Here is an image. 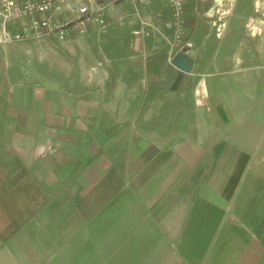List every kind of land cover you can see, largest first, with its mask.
<instances>
[{"label": "rangeland", "instance_id": "rangeland-1", "mask_svg": "<svg viewBox=\"0 0 264 264\" xmlns=\"http://www.w3.org/2000/svg\"><path fill=\"white\" fill-rule=\"evenodd\" d=\"M58 1L65 8L87 5L85 1L75 4L74 0ZM103 2L112 11L125 4L124 0ZM184 2L183 31L175 24L173 10L165 0L127 3L125 18L134 20L132 29L119 30L121 41L128 42L131 37L134 52L152 57L149 61L154 59L160 69L159 78H154L160 85L156 86L155 80L149 77L145 88L136 96L139 100L144 96V106L150 103L152 108L159 107L158 122L150 119L143 124L138 121L113 124L98 123L97 118L86 121V87H91L95 97L101 99L105 95L101 88L105 77L80 76L76 64L81 55H16L18 45L6 46L7 52L14 54L6 55L1 50L5 44L0 45V254L22 259V263L26 259L22 250L24 241L31 237L30 233L59 223L61 214L54 216V210L63 212L60 223L67 227L69 214L76 211L80 198L94 190V187L80 188L85 185L86 177H89L86 186L92 180L97 184L95 191L117 192L105 212L87 226L92 231L88 236L85 233L80 236L78 244H95L97 251V247L104 250L108 242L110 249L114 248L132 226L129 220H123L130 203L138 196L135 181L150 178L152 174L135 173L138 161L145 157L151 160L149 148L145 144L141 148L142 141L136 136L141 133L150 136L154 132L171 138L186 132L213 131L221 126L225 129L224 121L216 124L221 118L216 100L223 102V106L237 102L241 112V99L248 97L250 101L251 95H254L256 110H261L254 122L264 121V0ZM132 4L137 7L135 11ZM2 19L0 32L6 24L21 25V22L6 23ZM113 19L108 16L109 23ZM185 47L194 51L196 68L194 75L181 79L172 66V59ZM179 81L178 87L173 86ZM151 84L162 91L170 90L148 93ZM183 84L194 90L191 89L194 93L191 116H199L198 108L193 105L199 103L197 96L201 92L198 93L197 87L202 86V101L207 105L202 107V116L207 110L210 115L207 123L193 122L198 118L182 122L181 107L175 108L178 117L171 123L167 121V102L176 105L182 99ZM176 88L172 99L170 92ZM56 96L60 97L61 107L55 106ZM161 141L164 146L169 142L166 138ZM124 180L125 187H115ZM72 185L79 187L71 188ZM120 224L122 230L115 233ZM34 239L35 259H44V253L40 252L42 243L37 237ZM104 253L107 256L109 250ZM28 258L32 261L30 253ZM60 258L73 259L71 252L62 253ZM104 258V255L97 257Z\"/></svg>", "mask_w": 264, "mask_h": 264}, {"label": "crops", "instance_id": "crops-1", "mask_svg": "<svg viewBox=\"0 0 264 264\" xmlns=\"http://www.w3.org/2000/svg\"><path fill=\"white\" fill-rule=\"evenodd\" d=\"M79 1L87 2L94 17L101 14L103 23H91L83 35L71 31L64 41L51 35L37 41L5 44L1 46L2 52L14 55L7 52L6 46L18 45L16 55H81L76 64L80 76L105 77L101 87L105 95L101 99L95 97L91 87H86V121L97 118L98 123L113 124L134 121L143 124L150 119L158 122L159 107L152 108L150 103L144 106V96L140 100L136 96L145 88L148 79L159 78L160 69L154 59L149 61L152 57L134 52V40L130 36L128 42L120 39L119 30L132 29L134 20H127L124 11L129 6L127 3L134 0H124L125 4L114 11L104 0H74V4ZM131 8L137 9L135 5ZM108 16L114 18L110 23ZM0 19L3 21L1 13ZM21 31V25L6 24L0 34ZM194 60L193 71L189 74L175 69L178 78L194 75L196 57ZM180 81L173 86L178 87ZM154 83L160 85L156 80ZM149 88L148 93L170 90H159L153 84ZM180 88L182 99L176 105L167 102V121L171 123L178 117L175 108L181 107L182 122L198 118L193 122L207 123L210 115L207 110V115L202 116V107L207 106L202 101V86L198 84L197 87L198 93L201 92L197 96L199 103L193 105L198 108L199 116L189 114L194 98L192 87L187 89L183 84ZM177 89L170 92L172 99H175L173 95ZM56 93L62 94V91ZM59 100L56 96L55 106L61 107ZM241 100V112L237 102L223 106V102L216 100V108L221 113L216 124L224 121L227 123L225 129L221 126L213 131L186 132L171 138L154 132L150 136L142 133L136 136L142 141L138 149L145 144L151 160L145 157L138 161L135 173L143 175L148 171L152 174L150 178L135 181L138 196L130 203L123 220H129L132 226L114 248L110 249L108 242L104 250L97 247V251L95 244H78L80 236L90 234L92 229L87 226L105 212L117 192L113 189L107 194L95 191L97 184L92 180L86 186L89 179L86 177L85 185L80 188L94 187V190L80 198L76 211L69 214L67 227L60 223L63 212L54 210V216L61 214L58 224L30 233L31 237L26 235L28 239L22 249L26 259L20 263L22 259L8 258L1 253L0 264H264V121L254 122L261 111L256 110L254 95L250 96V101L248 97ZM164 138L169 141L165 146L161 141ZM126 182L124 180L115 187L123 188ZM74 187L79 186H71ZM122 226H117L115 233L121 231ZM34 237L42 243L40 252L44 253V259H35ZM106 250H109L107 256ZM64 252H71L73 259L62 260L60 256ZM29 253L32 261L28 258ZM102 255L103 260L97 259Z\"/></svg>", "mask_w": 264, "mask_h": 264}, {"label": "built area", "instance_id": "built-area-1", "mask_svg": "<svg viewBox=\"0 0 264 264\" xmlns=\"http://www.w3.org/2000/svg\"><path fill=\"white\" fill-rule=\"evenodd\" d=\"M172 8L175 24L183 31L184 0H165ZM102 11V10H101ZM0 13L4 21L20 23V33L0 36V45L37 41L54 35L64 41L71 30L83 35L93 22L103 23L101 14L94 17L90 8H65L58 0H0Z\"/></svg>", "mask_w": 264, "mask_h": 264}, {"label": "water", "instance_id": "water-1", "mask_svg": "<svg viewBox=\"0 0 264 264\" xmlns=\"http://www.w3.org/2000/svg\"><path fill=\"white\" fill-rule=\"evenodd\" d=\"M195 53L190 47H185L178 52L172 59V66L183 73H191L194 68Z\"/></svg>", "mask_w": 264, "mask_h": 264}]
</instances>
